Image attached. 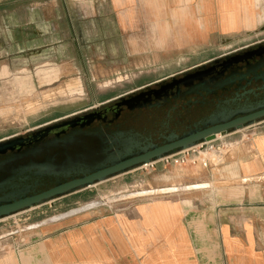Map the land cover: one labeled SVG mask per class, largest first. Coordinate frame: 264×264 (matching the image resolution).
I'll return each mask as SVG.
<instances>
[{
  "label": "rangeland",
  "instance_id": "1",
  "mask_svg": "<svg viewBox=\"0 0 264 264\" xmlns=\"http://www.w3.org/2000/svg\"><path fill=\"white\" fill-rule=\"evenodd\" d=\"M127 10L122 0H0V139L98 106L107 97L199 62L165 53L154 39L153 19L143 20L153 13L138 16ZM20 59H26L22 68H14ZM255 126L264 130V121L219 135L215 143L199 144L183 155L169 154V161L139 166L77 195L0 219V256L28 244L31 229L72 211L91 208L106 216L132 201L201 196L202 190H188L228 173L233 177L234 167L224 173L222 164L236 161L238 141ZM184 157V163H176Z\"/></svg>",
  "mask_w": 264,
  "mask_h": 264
},
{
  "label": "crops",
  "instance_id": "2",
  "mask_svg": "<svg viewBox=\"0 0 264 264\" xmlns=\"http://www.w3.org/2000/svg\"><path fill=\"white\" fill-rule=\"evenodd\" d=\"M133 1L122 4L154 14L143 20L153 19L165 53L199 59L185 70L264 41V0ZM246 137L236 161L222 164L224 173L234 167L233 177L188 190L201 196L132 201L106 216L72 211L31 229L28 244L6 251L0 264H264V130Z\"/></svg>",
  "mask_w": 264,
  "mask_h": 264
},
{
  "label": "flooded vegetation",
  "instance_id": "3",
  "mask_svg": "<svg viewBox=\"0 0 264 264\" xmlns=\"http://www.w3.org/2000/svg\"><path fill=\"white\" fill-rule=\"evenodd\" d=\"M224 56H230L224 73L182 70L0 139L12 145L0 152V205L19 200L11 195L36 196L140 157L222 116L264 109V41ZM89 111L97 117L65 125Z\"/></svg>",
  "mask_w": 264,
  "mask_h": 264
},
{
  "label": "water",
  "instance_id": "4",
  "mask_svg": "<svg viewBox=\"0 0 264 264\" xmlns=\"http://www.w3.org/2000/svg\"><path fill=\"white\" fill-rule=\"evenodd\" d=\"M230 58V56H224L217 58L210 62L208 65H204L199 67L200 70L207 68L206 72L214 74L224 73L226 68L222 65L226 62V60ZM174 80V79H173ZM85 114V115H84ZM83 115V116H82ZM82 116V117H81ZM97 117V114L93 111H89L87 113H83L80 115H75L65 121L66 126H73L77 123L88 119H94ZM264 121V109L252 112L250 114L244 115V111L237 112L235 114H231L229 116H222L220 120L214 119L209 122L211 127L205 129L201 132H191L189 134L184 135L181 138L173 140L174 138L168 139V144L162 147H153L152 151L147 152L146 154L129 159L124 162L115 163L112 167L98 171L90 176L83 177L81 179L73 180L64 184H60L56 187H53L39 195L22 198L21 194L11 195L13 198H18L19 200L14 201L9 204H1L0 205V219H4L10 217L14 214H17L21 211H25L28 209H32L36 206L43 205L45 203H53L54 201L64 198L68 195H71L76 192L84 191L89 189L99 183L106 181L107 179L117 176L119 174L130 171L139 166L149 165L155 161H159L167 155L172 154L177 151H187L189 149H194L199 144H210L217 141L218 135H226L231 132L242 130L246 127H250L256 123ZM54 130L50 128L48 129V133H53ZM7 142V143H6ZM0 142V152L11 148L12 145H9L10 141ZM79 209V208H76ZM91 209V208H90ZM88 209V210H90ZM85 210V211H88ZM80 211L76 214L85 212ZM73 214V215H76ZM71 215V216H73ZM70 217V216H67ZM66 218V217H64ZM62 218V219H64Z\"/></svg>",
  "mask_w": 264,
  "mask_h": 264
},
{
  "label": "built area",
  "instance_id": "5",
  "mask_svg": "<svg viewBox=\"0 0 264 264\" xmlns=\"http://www.w3.org/2000/svg\"><path fill=\"white\" fill-rule=\"evenodd\" d=\"M185 152H187V151H182V152H179L178 154H176L175 156H180V155H183ZM172 159V157H168V158H163V159H161L160 161H164V160H166V161H169V160H171ZM185 160H186V158L184 157V158H181V159H179L178 161H176V163H178L179 161H180V163H184L185 162ZM150 165H153V163L152 164H150Z\"/></svg>",
  "mask_w": 264,
  "mask_h": 264
},
{
  "label": "bare ground",
  "instance_id": "6",
  "mask_svg": "<svg viewBox=\"0 0 264 264\" xmlns=\"http://www.w3.org/2000/svg\"><path fill=\"white\" fill-rule=\"evenodd\" d=\"M71 92H72V90H71V88H68ZM219 136V135H218ZM145 166H150V164L149 165H144V167ZM197 187V186H196ZM165 190H167V189H165ZM165 190H161V191H165ZM160 191V190H159Z\"/></svg>",
  "mask_w": 264,
  "mask_h": 264
}]
</instances>
